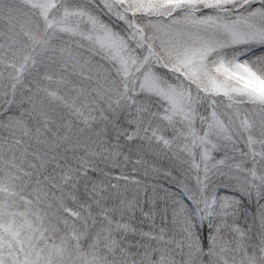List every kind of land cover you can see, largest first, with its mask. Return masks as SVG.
<instances>
[{
    "label": "snow or ice",
    "instance_id": "snow-or-ice-1",
    "mask_svg": "<svg viewBox=\"0 0 264 264\" xmlns=\"http://www.w3.org/2000/svg\"><path fill=\"white\" fill-rule=\"evenodd\" d=\"M0 264H264V0H0Z\"/></svg>",
    "mask_w": 264,
    "mask_h": 264
}]
</instances>
